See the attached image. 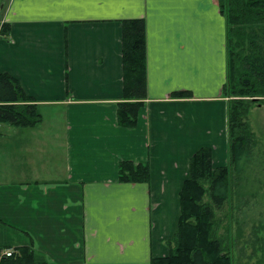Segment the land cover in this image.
<instances>
[{
    "label": "crops",
    "instance_id": "crops-1",
    "mask_svg": "<svg viewBox=\"0 0 264 264\" xmlns=\"http://www.w3.org/2000/svg\"><path fill=\"white\" fill-rule=\"evenodd\" d=\"M0 73L37 105L30 127L0 121V259L31 244L39 264H149L179 215L188 159L227 163L225 20L216 0H0ZM146 24L147 96L116 122L121 23ZM188 90V98L171 97ZM120 159L148 162L120 183ZM0 264H3L0 262Z\"/></svg>",
    "mask_w": 264,
    "mask_h": 264
},
{
    "label": "trees",
    "instance_id": "trees-1",
    "mask_svg": "<svg viewBox=\"0 0 264 264\" xmlns=\"http://www.w3.org/2000/svg\"><path fill=\"white\" fill-rule=\"evenodd\" d=\"M225 20L226 77L221 95L227 98V163L214 166L210 147L195 150L188 159V174L179 190V215L173 235L164 241L168 253L151 257L149 264H231L227 240L217 233L216 211L236 196L241 210L254 187L264 186L262 148L248 122L253 105H264V0H216ZM121 23L122 99L116 102V122L133 128L147 96L146 24L139 18ZM9 26L2 23L0 35ZM171 97L188 98V90ZM42 119L37 105L7 72L0 73V121L30 127ZM148 162L120 159V183H147ZM243 190V191H242ZM245 191V192H244ZM234 209V207H232ZM3 264H39L31 244L8 246ZM223 252V253H222Z\"/></svg>",
    "mask_w": 264,
    "mask_h": 264
},
{
    "label": "rangeland",
    "instance_id": "rangeland-1",
    "mask_svg": "<svg viewBox=\"0 0 264 264\" xmlns=\"http://www.w3.org/2000/svg\"><path fill=\"white\" fill-rule=\"evenodd\" d=\"M1 4L2 1L0 7ZM248 122L257 137L258 146L262 148L264 160V105L250 108ZM258 176L264 177V169L258 172ZM253 190L257 195L248 196L241 210L236 208L239 197L232 196L231 199L230 196L227 203L216 211L217 233L227 240L231 264H264V186Z\"/></svg>",
    "mask_w": 264,
    "mask_h": 264
},
{
    "label": "built area",
    "instance_id": "built-area-1",
    "mask_svg": "<svg viewBox=\"0 0 264 264\" xmlns=\"http://www.w3.org/2000/svg\"><path fill=\"white\" fill-rule=\"evenodd\" d=\"M4 254H5V256H9V255L11 254V251H10V250H6V251L4 252Z\"/></svg>",
    "mask_w": 264,
    "mask_h": 264
}]
</instances>
